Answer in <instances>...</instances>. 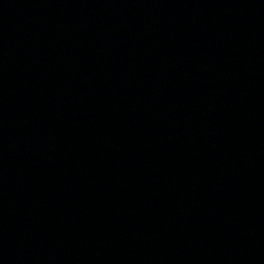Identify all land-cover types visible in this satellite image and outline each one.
<instances>
[{
	"label": "water",
	"instance_id": "95a60500",
	"mask_svg": "<svg viewBox=\"0 0 264 264\" xmlns=\"http://www.w3.org/2000/svg\"><path fill=\"white\" fill-rule=\"evenodd\" d=\"M0 264H264V0H0Z\"/></svg>",
	"mask_w": 264,
	"mask_h": 264
}]
</instances>
